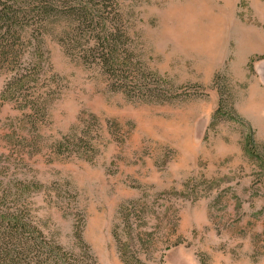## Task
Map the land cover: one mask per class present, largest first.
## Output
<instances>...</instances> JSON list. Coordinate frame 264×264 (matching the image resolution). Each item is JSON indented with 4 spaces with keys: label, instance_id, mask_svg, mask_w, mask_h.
Wrapping results in <instances>:
<instances>
[{
    "label": "rangeland",
    "instance_id": "1",
    "mask_svg": "<svg viewBox=\"0 0 264 264\" xmlns=\"http://www.w3.org/2000/svg\"><path fill=\"white\" fill-rule=\"evenodd\" d=\"M190 1L110 7L135 95L63 46L67 17L0 65V212L24 226L0 246H33L17 262L264 264V0H201L220 16L215 55L181 35Z\"/></svg>",
    "mask_w": 264,
    "mask_h": 264
},
{
    "label": "trees",
    "instance_id": "2",
    "mask_svg": "<svg viewBox=\"0 0 264 264\" xmlns=\"http://www.w3.org/2000/svg\"><path fill=\"white\" fill-rule=\"evenodd\" d=\"M116 2L117 0H0V65H10L11 58H19L26 49L27 41L33 52H39L43 39L33 35L24 41L23 33L27 29H33L38 35L44 36L45 32L42 31L50 23H56L51 21L53 17H67V24L61 31L63 46L69 52L84 55L87 63L104 69L111 78L114 91L135 95L136 88L132 90L130 80L117 73L118 68L128 64L126 59L120 58V54L128 51L129 44L123 21L116 18L117 14L110 10ZM26 78L28 74L15 76L4 95H18L21 83ZM138 83L140 85L137 89L142 96L151 99L147 101L165 103L163 94L156 92L150 84L146 85L140 79ZM5 225L12 226L5 232H0V240L3 237L12 241L14 237L17 239L24 227L21 226V219L10 216V213L0 212V229ZM32 247L31 242L25 238L18 240V244L13 243L11 247L0 246V264H22L15 259ZM52 248V252L61 258V247L57 245Z\"/></svg>",
    "mask_w": 264,
    "mask_h": 264
},
{
    "label": "bare ground",
    "instance_id": "3",
    "mask_svg": "<svg viewBox=\"0 0 264 264\" xmlns=\"http://www.w3.org/2000/svg\"><path fill=\"white\" fill-rule=\"evenodd\" d=\"M183 14L185 15L184 18H189L190 21L188 28L181 30V35L183 36V38L187 41L194 39V42L190 41V46H195L199 49L211 53L212 55H215L217 51L216 47L218 48L217 44L219 39L217 37L219 33H217L216 26L218 24V18H220V16L213 12L210 5H208L207 3H203L201 0H191L183 11ZM176 15L177 12H173L172 18H176ZM182 17L183 16H181V18ZM205 21H208V23L210 22L208 24L210 26L200 27L199 29V26L197 25H201L205 23Z\"/></svg>",
    "mask_w": 264,
    "mask_h": 264
}]
</instances>
